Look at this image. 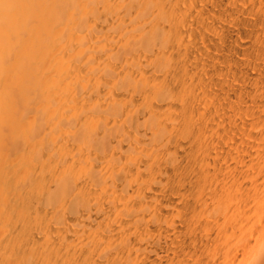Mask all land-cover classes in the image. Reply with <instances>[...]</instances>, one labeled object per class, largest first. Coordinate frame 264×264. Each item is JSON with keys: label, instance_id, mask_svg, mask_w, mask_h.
Masks as SVG:
<instances>
[{"label": "bare ground", "instance_id": "6f19581e", "mask_svg": "<svg viewBox=\"0 0 264 264\" xmlns=\"http://www.w3.org/2000/svg\"><path fill=\"white\" fill-rule=\"evenodd\" d=\"M0 264H264V0H0Z\"/></svg>", "mask_w": 264, "mask_h": 264}]
</instances>
